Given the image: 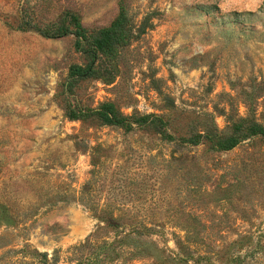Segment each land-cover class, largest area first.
Segmentation results:
<instances>
[{
  "label": "rangeland",
  "instance_id": "obj_1",
  "mask_svg": "<svg viewBox=\"0 0 264 264\" xmlns=\"http://www.w3.org/2000/svg\"><path fill=\"white\" fill-rule=\"evenodd\" d=\"M260 128L264 0H0V264H264Z\"/></svg>",
  "mask_w": 264,
  "mask_h": 264
},
{
  "label": "trees",
  "instance_id": "obj_2",
  "mask_svg": "<svg viewBox=\"0 0 264 264\" xmlns=\"http://www.w3.org/2000/svg\"><path fill=\"white\" fill-rule=\"evenodd\" d=\"M84 28L77 26L74 30L75 34L77 36L81 35L84 36ZM40 34L43 36H62L68 33L70 30L68 28H62L57 27L54 28L52 31H46V30H37ZM90 36V35H89ZM127 39V32L125 30L121 31L115 26L108 27L104 30H99L96 32V35H94L93 39V46L91 49L87 50V53L91 56L92 59H95L97 57V53L103 52L107 49H109L111 46L121 43L123 41H126ZM87 70L84 71H78L75 75L76 77H83L82 75L85 74ZM117 122H122L121 120H113ZM124 123V122H123ZM256 134L259 135L264 140V128H260L256 130ZM210 145L212 149L218 150V151H226L230 148H233L239 141V138H224V137H213L208 136ZM94 217L99 221V223L103 224V226L109 230L116 231L118 228H120L121 222L118 217L114 216L112 213L108 211H101V212H95ZM100 225V224H99ZM187 233H190V231H187ZM88 240V239H87ZM120 241V240H117ZM112 244V245H111ZM98 246V253L94 254L93 258L91 260L93 261H108L112 259L111 254L109 253V250L113 248V243L108 242L107 240L100 244ZM103 250V254H99V251ZM75 256H77V252H74ZM41 257L40 263L41 264H56L58 260V256L56 254H52L49 257V254L47 252H43L39 254Z\"/></svg>",
  "mask_w": 264,
  "mask_h": 264
}]
</instances>
